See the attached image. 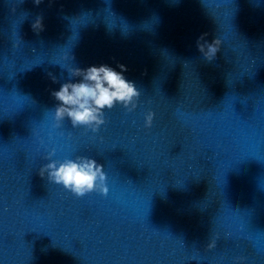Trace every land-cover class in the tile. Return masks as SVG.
I'll return each mask as SVG.
<instances>
[{"label":"water","instance_id":"water-1","mask_svg":"<svg viewBox=\"0 0 264 264\" xmlns=\"http://www.w3.org/2000/svg\"><path fill=\"white\" fill-rule=\"evenodd\" d=\"M100 65L138 95L56 119ZM0 264H264V0H0Z\"/></svg>","mask_w":264,"mask_h":264},{"label":"clouds","instance_id":"clouds-1","mask_svg":"<svg viewBox=\"0 0 264 264\" xmlns=\"http://www.w3.org/2000/svg\"><path fill=\"white\" fill-rule=\"evenodd\" d=\"M39 4L40 0H35ZM198 39L197 46L203 50ZM218 40L214 39L208 44V53L215 57L219 51ZM120 71L107 66H90L87 69L76 68L73 75L81 76L77 82H68L61 85L58 91L52 95L60 104L56 108V119H62L65 114L72 120L73 125L77 124H102L101 110L105 107L111 109L116 101L128 102L133 96L138 95L134 83L127 80L124 72L127 71L124 65H119ZM152 115L146 117V126H150ZM52 169L50 178H54L55 183L63 184L77 196L85 195L95 188L97 176L104 180L101 171L102 165L98 166L94 160L84 163H77L68 160L60 164L57 168L55 162L46 166ZM107 194V187L102 190Z\"/></svg>","mask_w":264,"mask_h":264}]
</instances>
